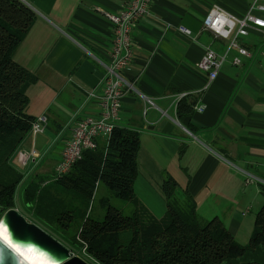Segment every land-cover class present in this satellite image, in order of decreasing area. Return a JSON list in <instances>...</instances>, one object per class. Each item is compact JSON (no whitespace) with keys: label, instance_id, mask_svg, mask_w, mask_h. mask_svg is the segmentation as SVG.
<instances>
[{"label":"crops","instance_id":"obj_1","mask_svg":"<svg viewBox=\"0 0 264 264\" xmlns=\"http://www.w3.org/2000/svg\"><path fill=\"white\" fill-rule=\"evenodd\" d=\"M19 1L35 20L13 60L37 77L26 91L27 113L48 119L47 131L21 146L40 159L27 170L12 160V167L27 175L65 144L77 120L100 113L88 94L101 87L112 54L107 15H118L129 0ZM251 2L152 0L148 16L133 31V59L123 73L137 93L125 96L117 122L139 134L134 193L152 216L161 219L166 212L162 186L168 175L178 197L191 198L203 222L220 220L235 241L242 231H253L264 203V34L252 29L238 37V47L247 53L241 55L229 48L233 36L218 39L203 27L212 7L242 17ZM178 27L190 30L191 38L181 36ZM206 48L225 56L211 83L197 68ZM184 99L194 104L193 113L179 119L177 106Z\"/></svg>","mask_w":264,"mask_h":264},{"label":"trees","instance_id":"obj_2","mask_svg":"<svg viewBox=\"0 0 264 264\" xmlns=\"http://www.w3.org/2000/svg\"><path fill=\"white\" fill-rule=\"evenodd\" d=\"M34 20L35 14L21 1L0 0V217L14 209L17 190L25 184L22 200L33 222L55 226L58 232L75 225V239L98 264H264V203L248 247L239 245L220 220L203 222L192 199L178 197L177 184L168 175L162 186L166 212L161 219L152 216L134 193L140 149L136 131L116 126L109 140H99L94 150L83 152L67 175L24 183L11 162L35 121L27 113L26 91L37 77L17 65L13 55ZM193 107L181 100L179 119L189 117ZM184 152L182 146L178 155ZM101 185L131 208L130 215L106 198L101 200L103 219L91 218Z\"/></svg>","mask_w":264,"mask_h":264},{"label":"built area","instance_id":"obj_3","mask_svg":"<svg viewBox=\"0 0 264 264\" xmlns=\"http://www.w3.org/2000/svg\"><path fill=\"white\" fill-rule=\"evenodd\" d=\"M151 3L152 0H129L128 5L118 15H107L112 26V54L108 64L104 65L105 75L101 87L97 92L88 94V98L96 101L100 113L94 117L80 118L70 127L69 137L60 151V160L54 169L56 178L67 175L81 160L83 152L94 150L99 140H109L117 126L123 99L129 93H137L134 84L125 79L123 73L133 59V31L148 16ZM203 29L210 31L218 39L227 40L233 36L229 48H237L241 55H247L238 47L236 39L247 36L252 29L264 34V0H252L242 17L233 16L214 6L210 9ZM177 32L187 39L192 36L191 31L184 27H178ZM224 60L225 56H218L210 48H206L197 68L207 76V82L211 83L216 80ZM233 64L240 65L239 59H234ZM47 127V117L39 116L32 123L28 137L34 139L42 135ZM39 159L40 156L35 150L24 152L20 148L13 161L17 162L18 169L24 170ZM250 182L247 178L246 183ZM86 256L89 258L87 254Z\"/></svg>","mask_w":264,"mask_h":264},{"label":"water","instance_id":"obj_4","mask_svg":"<svg viewBox=\"0 0 264 264\" xmlns=\"http://www.w3.org/2000/svg\"><path fill=\"white\" fill-rule=\"evenodd\" d=\"M0 229L5 231L9 244L0 240V264H21L11 248L30 252L47 264H89L16 209L1 215Z\"/></svg>","mask_w":264,"mask_h":264},{"label":"rangeland","instance_id":"obj_5","mask_svg":"<svg viewBox=\"0 0 264 264\" xmlns=\"http://www.w3.org/2000/svg\"><path fill=\"white\" fill-rule=\"evenodd\" d=\"M26 141H27V143H29V141H31V140L29 139ZM62 146L63 145H61V144L56 146V150L54 151L55 154L46 158V161H45L44 165L40 167V170H37L34 173L33 172L28 173L27 175L24 174L23 175L25 177L24 183L25 182L27 183L28 181H31L34 178L35 179L45 178V180H48V181L52 180L51 178L54 175V169L56 166L55 165L53 167L54 158H55V155L58 154L59 151L62 149ZM42 171H45L44 175L42 174ZM25 187H26V185L23 184L22 186H20L18 188L17 193L15 195L14 209H16L20 214H22L29 222L35 223V222H33L34 220L32 218L33 216H32L31 209L26 208L25 204L22 200V198H23L22 193H23ZM106 198L110 200L111 206H114L118 209H122L125 212V214L130 215L131 208L127 204H125V203L117 200L116 198H114L108 192V190L104 186L101 185L98 188V191L96 194V199L94 201L92 212L90 214L92 219H95V220L103 219L104 209L101 206V200L106 199ZM41 228L44 229L47 233H49L51 236L56 238L58 241H60L63 245H65L68 249H70L75 255L81 257L82 259H84L89 264H97L90 257L88 258L86 256L85 251L80 246V243L75 239V232H76V226L75 225L72 226V228L67 232H61V231L58 232L56 230L55 226H52V228H51V227L42 225ZM251 235H252V230L245 231V232L242 231L240 233V235L238 236V239L236 240V242L243 247H248Z\"/></svg>","mask_w":264,"mask_h":264},{"label":"bare ground","instance_id":"obj_6","mask_svg":"<svg viewBox=\"0 0 264 264\" xmlns=\"http://www.w3.org/2000/svg\"><path fill=\"white\" fill-rule=\"evenodd\" d=\"M5 237H6L5 231L0 229V240L6 245H9L7 238L5 239ZM11 249L20 258L21 264H47L43 262L41 259L34 257L30 252L21 251L17 248H11Z\"/></svg>","mask_w":264,"mask_h":264},{"label":"snow or ice","instance_id":"obj_7","mask_svg":"<svg viewBox=\"0 0 264 264\" xmlns=\"http://www.w3.org/2000/svg\"><path fill=\"white\" fill-rule=\"evenodd\" d=\"M5 239H6V237H5Z\"/></svg>","mask_w":264,"mask_h":264}]
</instances>
